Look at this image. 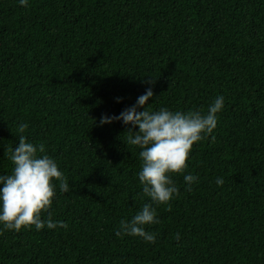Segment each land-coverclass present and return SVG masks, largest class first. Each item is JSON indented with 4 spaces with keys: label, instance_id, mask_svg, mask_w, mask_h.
Returning <instances> with one entry per match:
<instances>
[{
    "label": "trees",
    "instance_id": "16d2710c",
    "mask_svg": "<svg viewBox=\"0 0 264 264\" xmlns=\"http://www.w3.org/2000/svg\"><path fill=\"white\" fill-rule=\"evenodd\" d=\"M0 264H264V0H0Z\"/></svg>",
    "mask_w": 264,
    "mask_h": 264
}]
</instances>
